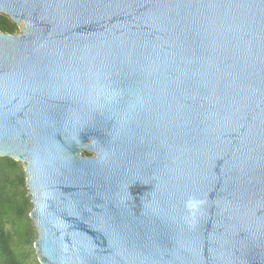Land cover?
<instances>
[{
  "label": "water",
  "instance_id": "1",
  "mask_svg": "<svg viewBox=\"0 0 264 264\" xmlns=\"http://www.w3.org/2000/svg\"><path fill=\"white\" fill-rule=\"evenodd\" d=\"M0 14L20 27L0 32V157L24 167L39 264H264V0Z\"/></svg>",
  "mask_w": 264,
  "mask_h": 264
},
{
  "label": "trees",
  "instance_id": "2",
  "mask_svg": "<svg viewBox=\"0 0 264 264\" xmlns=\"http://www.w3.org/2000/svg\"><path fill=\"white\" fill-rule=\"evenodd\" d=\"M0 32L17 33L16 25L2 14ZM31 208L23 165L12 158L0 157V264H39L28 261L27 248L31 249L36 239L29 217Z\"/></svg>",
  "mask_w": 264,
  "mask_h": 264
},
{
  "label": "clouds",
  "instance_id": "3",
  "mask_svg": "<svg viewBox=\"0 0 264 264\" xmlns=\"http://www.w3.org/2000/svg\"><path fill=\"white\" fill-rule=\"evenodd\" d=\"M202 206L203 201L197 199H190L189 201H187L185 207L189 213L188 219L191 221V223H195L197 215L199 214Z\"/></svg>",
  "mask_w": 264,
  "mask_h": 264
},
{
  "label": "rangeland",
  "instance_id": "4",
  "mask_svg": "<svg viewBox=\"0 0 264 264\" xmlns=\"http://www.w3.org/2000/svg\"><path fill=\"white\" fill-rule=\"evenodd\" d=\"M16 27H17V31H19L20 27L18 25H16ZM87 153H89V152H87ZM27 250H29V258H28L29 263H33L34 261L38 262L37 261V255L35 254V251L33 249V245H32L31 249L27 248Z\"/></svg>",
  "mask_w": 264,
  "mask_h": 264
}]
</instances>
